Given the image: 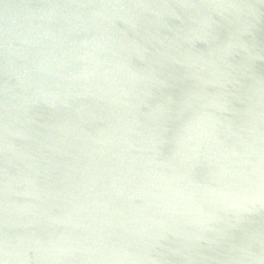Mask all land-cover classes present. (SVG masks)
I'll use <instances>...</instances> for the list:
<instances>
[{
  "label": "water",
  "instance_id": "95a60500",
  "mask_svg": "<svg viewBox=\"0 0 264 264\" xmlns=\"http://www.w3.org/2000/svg\"><path fill=\"white\" fill-rule=\"evenodd\" d=\"M116 2L132 0H0V260L8 243L16 264H110L164 224L165 264H260L264 105L252 82L241 78L182 171L165 167L183 153L190 117L153 126L142 115L150 105L137 115L122 106L109 61L119 45L145 42L147 21L134 30L97 7ZM255 39L264 43V25ZM252 70L264 76V61ZM209 217L207 231L188 224ZM183 232L199 238L170 254Z\"/></svg>",
  "mask_w": 264,
  "mask_h": 264
},
{
  "label": "clouds",
  "instance_id": "9594fccd",
  "mask_svg": "<svg viewBox=\"0 0 264 264\" xmlns=\"http://www.w3.org/2000/svg\"><path fill=\"white\" fill-rule=\"evenodd\" d=\"M97 7L106 16L126 18L134 30L147 21L145 42L119 45L109 61L114 91L129 115L140 114L141 108L150 105L151 110L142 115L153 126L166 118L190 117L182 138L183 153L165 167L180 172L199 154L222 123V114L231 110L242 77L252 82L249 92L264 105V76L252 70L257 61H264V43L257 44L255 39L258 25H264V0H132ZM223 28L227 31L222 35ZM131 55L143 61L142 68L130 66ZM233 57H241V63L234 65ZM182 179L178 175L172 183ZM195 195L189 193V201ZM211 223V217L188 221L202 231L209 230ZM166 231L164 224L145 229L135 250H121L107 259L110 264H165L160 241ZM178 235L182 239L176 249H168L170 254L183 255L190 242L199 238L191 232ZM17 259L6 243L0 264H16Z\"/></svg>",
  "mask_w": 264,
  "mask_h": 264
}]
</instances>
